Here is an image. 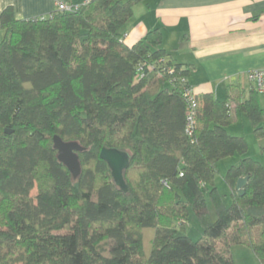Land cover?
<instances>
[{
  "label": "trees",
  "instance_id": "trees-1",
  "mask_svg": "<svg viewBox=\"0 0 264 264\" xmlns=\"http://www.w3.org/2000/svg\"><path fill=\"white\" fill-rule=\"evenodd\" d=\"M141 1L87 0L30 18L1 10L0 264H235L237 244L264 264V163L227 131L245 113L264 140L258 91L244 98L232 87L205 109L195 95L189 134L192 64L171 57L158 28L123 40ZM55 134L80 147L75 177ZM103 146L125 153L126 188L99 156ZM259 150L264 157V143ZM235 154L225 205L214 176ZM189 210L202 227L197 239L179 233Z\"/></svg>",
  "mask_w": 264,
  "mask_h": 264
},
{
  "label": "crops",
  "instance_id": "crops-1",
  "mask_svg": "<svg viewBox=\"0 0 264 264\" xmlns=\"http://www.w3.org/2000/svg\"><path fill=\"white\" fill-rule=\"evenodd\" d=\"M54 1L0 0V12L11 5L16 18L46 15L55 8ZM85 1L66 0L75 6ZM153 28L161 31L162 46L173 51L175 61L192 64L188 80L202 108H208V97L225 99L232 87L244 98L255 90L248 72L264 67V0H143L133 6L123 40L131 45ZM4 34L0 27V41ZM257 97L263 106L264 92H257ZM242 114L227 131L244 136L248 143L254 136L252 131L241 132L250 125ZM256 143V158L261 160L259 146L264 140Z\"/></svg>",
  "mask_w": 264,
  "mask_h": 264
},
{
  "label": "rangeland",
  "instance_id": "rangeland-1",
  "mask_svg": "<svg viewBox=\"0 0 264 264\" xmlns=\"http://www.w3.org/2000/svg\"><path fill=\"white\" fill-rule=\"evenodd\" d=\"M161 46H162V43H161ZM169 51L171 53H173L172 50H169ZM242 115H243L244 119H247V118H245L246 117L245 114H242ZM242 129H243V131H241V132H243V134H245L246 131H251L250 125L245 126ZM251 139L252 140L248 142L249 147L247 150V154L250 155L254 151L256 154L254 155L255 157H253V156L252 157L256 158V157H258V155H257V143H256L257 139H255L254 137H252ZM240 157L241 156L239 154L227 156V157L220 159L218 161V164H217V170L215 172L214 182H215L217 188L219 189V191L223 194V200H224L225 205H227L229 203L230 197H229V188L225 184L223 176H224L226 169L231 164L238 163V158H240ZM259 158L261 159L260 161L262 163H264V158H263V155L261 153L259 155ZM207 206H208V210H209L210 215L212 217H214L215 216L214 208L212 207V205L208 199H207ZM181 230H179V233L185 234L192 239H197L201 235V233H202L201 224H200L198 218L196 217V215L194 214V212L192 210H189L187 218L184 222L183 229H181ZM231 252H232V256H233V260H234L235 264H260L258 262L257 258L255 257V255L253 254V252L251 251V249L248 248V246L241 245V244L233 245L231 247Z\"/></svg>",
  "mask_w": 264,
  "mask_h": 264
},
{
  "label": "water",
  "instance_id": "water-1",
  "mask_svg": "<svg viewBox=\"0 0 264 264\" xmlns=\"http://www.w3.org/2000/svg\"><path fill=\"white\" fill-rule=\"evenodd\" d=\"M6 132H10L8 129ZM53 146L57 149V155L71 171L75 177L80 170L77 151L80 149L79 145L73 141H63L58 135H53ZM99 156L106 160L111 168V173L114 181L119 184L120 187L126 188L125 181L123 179L122 168L126 165L127 157L124 152L119 150L108 149L102 147ZM247 180V177H239L236 182V188L242 194L244 192L243 186Z\"/></svg>",
  "mask_w": 264,
  "mask_h": 264
},
{
  "label": "built area",
  "instance_id": "built-area-1",
  "mask_svg": "<svg viewBox=\"0 0 264 264\" xmlns=\"http://www.w3.org/2000/svg\"><path fill=\"white\" fill-rule=\"evenodd\" d=\"M85 2H87V0ZM54 4H55V8L60 9V10H69L72 6V5H69L64 0H55ZM248 77L250 81H252L254 88L258 92H264V67L251 69L248 72ZM185 95L188 101V106L185 112L186 122H187L186 131L189 134H191L193 125L195 123V117H196L198 104H197L195 95L192 92V89H187L185 92Z\"/></svg>",
  "mask_w": 264,
  "mask_h": 264
}]
</instances>
